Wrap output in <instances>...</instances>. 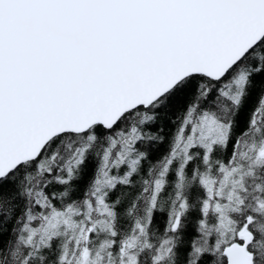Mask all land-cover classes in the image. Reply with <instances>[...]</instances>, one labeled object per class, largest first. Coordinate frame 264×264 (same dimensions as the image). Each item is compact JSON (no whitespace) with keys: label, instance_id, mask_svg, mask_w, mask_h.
Segmentation results:
<instances>
[{"label":"trees","instance_id":"trees-1","mask_svg":"<svg viewBox=\"0 0 264 264\" xmlns=\"http://www.w3.org/2000/svg\"><path fill=\"white\" fill-rule=\"evenodd\" d=\"M210 123L224 138L197 136ZM263 147L264 38L222 81L190 76L0 180V264H227L241 231L264 264Z\"/></svg>","mask_w":264,"mask_h":264},{"label":"water","instance_id":"water-1","mask_svg":"<svg viewBox=\"0 0 264 264\" xmlns=\"http://www.w3.org/2000/svg\"><path fill=\"white\" fill-rule=\"evenodd\" d=\"M263 38L264 0H0V180L190 76L222 81ZM242 238L227 264H253Z\"/></svg>","mask_w":264,"mask_h":264},{"label":"rangeland","instance_id":"rangeland-1","mask_svg":"<svg viewBox=\"0 0 264 264\" xmlns=\"http://www.w3.org/2000/svg\"><path fill=\"white\" fill-rule=\"evenodd\" d=\"M243 83H244V79H241L240 80V85L242 86ZM204 125H206V123ZM227 127L228 126H224V130H221V128L219 126H217L216 124H213V123H210L207 126H203L202 125V127H201L202 129L199 128V130H198L199 134L197 136H202V138H203V137H206V136L209 135V136H212L214 141H216V138H218V139L221 138V137L224 138V135H226L227 132H228V128ZM193 135H195V132H194ZM211 149H212V145H209V147L207 149V152L210 153ZM263 150H264V147L259 150V155H260V153ZM60 222H61V217L58 216V215L55 216V218L51 221L50 225L48 226V234H49L48 237L51 235L52 232H55L56 230H58ZM174 224H176V222H174ZM242 234H244V231H241L239 235L242 236ZM86 236H87V234H86ZM83 251L84 250L81 251V254H80V257H79V263L81 262L82 264H86L90 260V257L92 256L93 253L91 251L89 259L87 261L83 262L82 261V253H83Z\"/></svg>","mask_w":264,"mask_h":264},{"label":"bare ground","instance_id":"bare-ground-1","mask_svg":"<svg viewBox=\"0 0 264 264\" xmlns=\"http://www.w3.org/2000/svg\"><path fill=\"white\" fill-rule=\"evenodd\" d=\"M114 149V148H113ZM112 150V149H111ZM226 160V159H225ZM163 166V165H162ZM171 169V168H170ZM174 169V168H173ZM168 170V169H167ZM175 171V170H174ZM172 172V171H171ZM184 182V181H183ZM186 183V182H185ZM181 184V183H180ZM183 184V183H182ZM176 191V190H175ZM181 192V191H180ZM180 194H182V193H180ZM178 206V205H177ZM179 210H181V209H179ZM185 212V211H184ZM184 212H183V214H184ZM174 213V212H173ZM180 213H181V211H180ZM182 214V213H181ZM151 215V214H150ZM175 215V214H174ZM149 218H150V216H149ZM172 220V219H171ZM152 221V220H151ZM166 230V229H165ZM171 231V230H170ZM177 231V230H176ZM170 234V233H169ZM174 234V233H173ZM171 235V234H170ZM170 237V236H169ZM172 237V236H171ZM161 238V240H163L162 239V237H160ZM165 238H166V236H165ZM164 238V239H165ZM174 238V237H173ZM158 242V241H157ZM174 242V241H173ZM168 244V243H167ZM173 244V243H172ZM170 246V245H169ZM163 247V246H162ZM174 250V249H173ZM153 252V251H152ZM163 252V251H162ZM155 252H153L152 254H154ZM160 253V252H159ZM145 256V255H144ZM173 256V255H172ZM169 257V256H168ZM149 258V257H148ZM172 258V257H171ZM174 258V257H173ZM172 258V259H173ZM142 259H144V258H142ZM151 259V258H150ZM170 258H168V260H169ZM166 260V259H165ZM148 261H150V260H148ZM147 262V261H146ZM141 263V262H140Z\"/></svg>","mask_w":264,"mask_h":264}]
</instances>
